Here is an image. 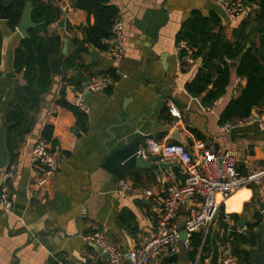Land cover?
<instances>
[{
	"label": "crops",
	"instance_id": "0c3cea01",
	"mask_svg": "<svg viewBox=\"0 0 264 264\" xmlns=\"http://www.w3.org/2000/svg\"><path fill=\"white\" fill-rule=\"evenodd\" d=\"M110 1L119 8L124 23L122 59L116 62L109 50L89 47L79 62L90 65V70H70L67 77L81 73L83 86L89 74L112 69L117 78L110 88L90 93L87 103L84 96L80 107L88 114L86 131L78 126L74 113L58 102L65 88L66 99L75 104L80 90L74 84H67L63 75H56L52 87L43 95L35 114L34 131L20 144L9 165V169L15 170L9 181L13 209L4 213L0 202V264H107L101 248L87 238L96 230L126 252L141 246L155 232L166 189L184 182L183 167L180 162L162 161L150 155L146 160L170 167L130 169L123 178L132 183V189L121 193L120 177L104 163L113 151L137 141L142 148L148 136L168 141L166 136L171 134L169 141L179 142L173 137L174 133L178 136V130L179 137L193 152L195 143L200 141L220 155L235 148L242 173L264 166V115L230 123V128L220 121L221 112L240 95L246 79L233 69L226 93L212 104H205L203 96L192 95L186 89L202 58L184 68L181 49L192 47L184 40L177 41L192 12L200 10L223 17L224 34L235 42L240 39L235 28L245 19L253 20L258 3L247 4L242 16L228 20L217 0ZM55 4L60 9L68 7L66 19L62 24L54 22L49 30L52 34L63 29L64 51L68 53L73 49V40L84 37V28L94 24L95 17L75 7L73 0H55ZM219 29L218 25L215 31ZM22 38L18 29L13 30L0 17V127H4V114L14 92L25 82L14 67L15 51ZM91 53L97 55L93 57ZM170 102L179 119L172 113ZM166 106L176 119L168 116ZM45 125L53 127L55 146L52 143L51 148L58 154L59 168L46 184L40 185L41 169L33 158V148ZM191 129L196 130V135ZM4 170L0 167V182ZM145 189H151L153 194L144 195ZM236 197L240 211L230 212L236 207L230 199L223 205L225 214L238 213L239 218L257 209L261 200L255 186ZM199 205L198 197L186 199L175 224L183 228L190 208ZM238 219L232 220L233 229L247 231L248 227L238 225ZM246 245L250 244H244L245 249ZM190 249L187 248L185 258L179 250L176 262L164 253L150 264H167V260L171 264H204L199 261L200 252L196 261L188 257ZM205 264H209L207 260Z\"/></svg>",
	"mask_w": 264,
	"mask_h": 264
},
{
	"label": "trees",
	"instance_id": "16d2710c",
	"mask_svg": "<svg viewBox=\"0 0 264 264\" xmlns=\"http://www.w3.org/2000/svg\"><path fill=\"white\" fill-rule=\"evenodd\" d=\"M28 1H31L32 19L37 26L30 29L29 37L21 39L15 51L14 67L17 73L23 75L25 82L14 92L4 114L6 145L10 154L6 170L15 158L20 144L34 131L35 114L40 108L42 97L54 83L56 75L51 71L50 61L64 52L63 29L52 34L49 30L60 17L61 9L55 4V0H0V4L8 5L7 22L10 27L17 29ZM245 3H258L259 8L252 21L245 19L235 28V33L240 34V39L235 42L228 40L224 34L223 17L215 12L204 14L200 10L192 12L177 35L178 42L186 41L189 47L196 49L195 57L202 58L201 66L194 79L186 84V89L192 95L203 96L205 104H212L226 93L233 69L239 77L246 79V85L240 95L232 99L221 112L222 123L239 122L249 116L256 107L264 106V0H245ZM77 7L93 15L95 22L84 28L82 39L73 40V49L65 54L63 60L62 79L81 90V82L84 79L81 73L70 78L67 74L70 70H90V65L79 62L89 47L102 51L110 49L114 38L113 26L115 21L120 19V10L110 0H78ZM1 13L0 5V16ZM218 25L220 29L215 31ZM65 27H69L67 23ZM242 53L239 65L232 67L231 61L236 60ZM186 54L187 50L181 49V60ZM182 64L184 65L183 61ZM102 73H111L114 79L117 78L112 69ZM92 74L94 73L89 74V77ZM58 102L74 113L79 127L84 131L88 129V114L66 99L65 88ZM164 110L172 117L168 106ZM191 131L196 135L195 129ZM52 133L53 127L45 125L40 137L51 141L55 146ZM218 215L221 218L219 241L223 245L231 242L232 250L240 263L253 264L252 255L243 246H256V240L249 234L233 231L228 235L225 232L224 205ZM230 215L233 219L239 218L238 213ZM191 241L192 249L189 250L188 257L196 261L200 252L199 261L205 264L212 252L211 231L206 233L202 229L195 232ZM167 264L171 263L167 260Z\"/></svg>",
	"mask_w": 264,
	"mask_h": 264
},
{
	"label": "built area",
	"instance_id": "2783aa9c",
	"mask_svg": "<svg viewBox=\"0 0 264 264\" xmlns=\"http://www.w3.org/2000/svg\"><path fill=\"white\" fill-rule=\"evenodd\" d=\"M217 1L222 4L226 15L232 20L242 16L247 8L245 0ZM67 9V6L61 7L60 17L56 20L57 24L65 21ZM113 33L114 38L109 53L114 61L119 62L124 55V48L121 44L124 37V23L121 19L115 21ZM194 52L192 48H187V54L183 58L184 68L187 69L196 63L197 58ZM113 83L114 78L111 73L92 74L80 90L75 104L82 106L83 98L87 93L106 90ZM169 107L179 119L180 115L171 102ZM255 115H264V106L256 107L249 116L242 120L252 119ZM225 125L227 128L232 126L230 123ZM166 139L168 141L157 140L152 136L146 137L138 155L144 159L154 155L160 157L162 161L180 162L185 173V180L179 186L171 185L166 189L155 232L138 248L126 252L108 240L99 230L87 237L107 256V264H150L152 259L159 258L164 253L168 257H174L179 252L177 243L182 241L180 239L182 231L187 233L186 239L182 242L186 248H192V234L202 229L206 233L211 231L226 199L242 188L257 187L264 202V166H259L248 173H242L238 169V152L233 147L220 155L210 150L204 141H200L195 143L193 152L187 145L169 141L172 139L171 134H168ZM51 144V141L39 137L33 148V158L41 169L38 179L40 185L46 184L59 168L58 154L52 150ZM14 176V169L4 170L3 179L0 182V202L4 213H9L13 209L9 181ZM118 188L121 193H128L132 189V183L125 178H120ZM143 194L151 196L153 191L145 189ZM196 197L200 198V205L190 208L184 227L179 228L175 222L179 218L182 204L186 199ZM232 220V216L226 213L223 221L226 227L225 232L228 235L233 231L243 234L247 232L244 229H233ZM220 264H242L234 254L231 242L222 245Z\"/></svg>",
	"mask_w": 264,
	"mask_h": 264
},
{
	"label": "water",
	"instance_id": "95a60500",
	"mask_svg": "<svg viewBox=\"0 0 264 264\" xmlns=\"http://www.w3.org/2000/svg\"><path fill=\"white\" fill-rule=\"evenodd\" d=\"M74 6L77 7L78 0H73ZM1 5V19L7 20L9 17L8 14V5ZM230 20L229 17H227ZM37 26L32 19V4L31 1L27 2L25 7L22 19L17 26L18 31L21 33L22 37H29L30 29ZM244 53V52H243ZM243 53L234 61H231L230 65L232 67H237L242 59ZM65 51L58 56L53 58L50 61L51 71L55 75L62 76L64 75L63 70V60L65 57ZM93 57L97 53H91ZM90 93L85 95V103L89 98ZM177 131L178 136L174 133L173 137L176 138L181 144H184V140L180 138V133ZM140 149V141H137L133 145H128L126 147L117 149L113 151L105 160L104 166L109 169L112 173L117 175L120 178H123L130 169L134 167H151L155 170L160 168H169L170 164L166 163H151L150 161L144 159L138 155ZM9 150L6 145V131L4 127H0V167L4 168L9 163ZM221 162V160H220ZM238 225L241 228L248 227V234L251 235L256 240V246L246 245V248L249 250L252 255L253 264H264V202L263 200L258 201V208L252 211H247V213L241 216L238 221ZM221 226V218L218 215L216 221L211 229V247L212 252L210 257L207 259L209 264H220L221 255H222V244L219 241V231ZM187 237V233L182 231L180 239L183 241ZM187 255V254H186ZM171 261L178 260V254L174 257H170Z\"/></svg>",
	"mask_w": 264,
	"mask_h": 264
},
{
	"label": "bare ground",
	"instance_id": "6f19581e",
	"mask_svg": "<svg viewBox=\"0 0 264 264\" xmlns=\"http://www.w3.org/2000/svg\"><path fill=\"white\" fill-rule=\"evenodd\" d=\"M246 189H247V188H242V189L238 190L236 193H234L232 196H230L228 199H226L225 202L227 203V201L230 199V204H231L232 206H236V200H237L236 195L242 193V192L245 191ZM240 210H241V208L236 206L234 209H231L230 212H236V211H240Z\"/></svg>",
	"mask_w": 264,
	"mask_h": 264
},
{
	"label": "rangeland",
	"instance_id": "374dc122",
	"mask_svg": "<svg viewBox=\"0 0 264 264\" xmlns=\"http://www.w3.org/2000/svg\"><path fill=\"white\" fill-rule=\"evenodd\" d=\"M177 246L180 250V254H181V257L182 258H185L186 257V254H187V248L186 246L184 245V243L182 241L178 242L177 243Z\"/></svg>",
	"mask_w": 264,
	"mask_h": 264
}]
</instances>
